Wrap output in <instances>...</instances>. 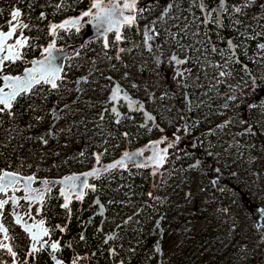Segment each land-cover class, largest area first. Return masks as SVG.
I'll use <instances>...</instances> for the list:
<instances>
[{"label":"rangeland","instance_id":"obj_1","mask_svg":"<svg viewBox=\"0 0 264 264\" xmlns=\"http://www.w3.org/2000/svg\"><path fill=\"white\" fill-rule=\"evenodd\" d=\"M182 1L155 2L145 8L138 15V29L126 36L134 37L136 44L125 42L118 56L112 49L104 53L97 41L66 63L57 89L39 84L21 95L20 107L28 102L25 113L30 110L22 120L23 131L15 126L11 139L0 119V169L17 171L26 164L27 172L34 168L61 173L91 165L93 151L105 150L104 157L111 159L126 141L134 147L135 139L124 135L117 142H106L107 135L117 134V125L126 131L142 122L140 113H132L116 124L109 109L102 111L111 105L107 95L117 83L158 116L162 129L190 131L201 125L203 133L196 144L172 153L160 173L134 168L103 176L101 188L106 189L111 211L106 228L121 221L122 232H131L134 238L128 242L121 232L115 241L122 259L130 264H264L260 150L248 131L237 136L238 143L227 146L228 127L232 134L245 131V118L244 103L225 106L232 97L227 93L230 86L250 98L253 77L264 81V49L258 43L250 53L249 44L241 42L254 72L236 74L226 67L229 55L217 31L222 14L231 19L238 37L263 36L264 42V0H216V18L206 19L209 29L200 27L203 20L197 7V3L207 7L208 2L186 0L181 10ZM145 26L154 29L148 44ZM182 59L187 63H177ZM188 63L197 69L189 73ZM221 69L228 73L226 80ZM254 124L264 136V110L256 109ZM149 135L148 129L145 137ZM117 191L123 198L113 197Z\"/></svg>","mask_w":264,"mask_h":264},{"label":"flooded vegetation","instance_id":"obj_2","mask_svg":"<svg viewBox=\"0 0 264 264\" xmlns=\"http://www.w3.org/2000/svg\"><path fill=\"white\" fill-rule=\"evenodd\" d=\"M138 2L139 4H144L142 8L145 9V7L147 6V1L138 0ZM168 2H171V0ZM201 5L202 3H197V7L199 6L198 8L201 14V18L203 20V16H205L204 24L205 26L207 25L209 29V24L206 23L208 14L205 13V9H207V7L201 8ZM89 6V0H0V32H7L9 30L12 13L16 10H19L21 12V16L18 18L19 22L29 25L27 29L23 30L22 35L23 37L27 38V44L24 48H21L19 57L23 61L39 59L42 57V49L48 45L54 35L56 38L57 46L74 44L82 39L84 29H80L78 32H76L73 28H69L67 31H57L56 28L55 31L57 32H54L55 34H50V29L55 23H58L63 19L74 18L80 15ZM209 16L211 19L213 18L212 13ZM136 22V25L123 28V32L121 35L122 40L120 41V43L114 40V33H111L107 36V48L105 47V43H103L101 39L90 42L79 51L76 57L70 60H66L64 68L67 62H71L72 60L77 58L79 55H81V53L85 52L87 48L95 45L97 41H99L102 45V50L104 53H107L110 49H112L115 50V54L116 56H118V54L120 53V49H123L122 44H125V42H131V44L134 45L136 44L134 37L129 40L126 39L128 33H134L138 29L139 20L137 19ZM17 37H21V30L19 28L17 29L15 35H13V38L7 43L11 44ZM232 37L233 34L230 37L231 41ZM231 41L229 42V46L232 47V50H230L232 54L234 53L233 51L235 45L233 41ZM179 61H182V63H187L185 59ZM29 65L30 63L24 64L18 59L13 61L8 60L4 61V63L2 64L1 72L7 75H16L20 74L24 70V68L28 67ZM196 67V65L188 63L186 70L190 73V71L197 69ZM230 68L234 72L233 68ZM63 71L62 79L64 78ZM246 72L250 75L249 71ZM115 85L120 89V94H128L123 91V89L117 83H114L110 87L107 95V100L109 103H111V105L109 106V108H103L102 111L105 112L107 109H109L112 115L115 116L114 121L116 122V124L118 120L126 118L132 113H140L142 122L138 123L137 125L141 127L145 133L146 130L149 129L150 134L148 137L144 136L140 144H136V140H134V147L130 148L129 142L126 141L124 147L118 149L119 153L117 154V156L111 159H106L104 157L105 150H102L101 152L93 151V163L91 165L84 164L82 167L72 168L61 173L50 174L48 173V171H46V169H41L39 171L34 169L30 170L29 172L11 170L24 176H33V195L42 196V201L40 202V208L39 204H34L31 210V215H33L36 210H40L41 218L46 220V225L49 228L50 232V237L47 243L50 244L53 242H58L56 256L58 259L64 261L65 264H130L126 261L115 260V257L118 256L120 252L115 246V241L118 240V236L122 232L124 223L121 221H117L113 225L106 228L108 216L111 211H109L110 205L107 203V198H105L106 189L101 188V183L104 182L103 176L119 170L108 172L95 180L90 179L88 181L89 187H86L81 191L79 189V185H76L71 191H69V188H67L65 185L64 187H61L60 184L56 185L50 190H47L49 187V183L51 182L50 180L60 179L63 176L71 173L84 172L94 165L96 159H99V165L101 163L110 162L116 159L121 154V151L126 147H128L129 150H133L136 147L141 146L151 140L157 139L159 137H165L163 143L160 146L163 147L167 141H172L176 143V149L169 150V156L166 159L165 164L161 167L160 171H157L158 173H160L164 170L165 165L171 157L172 153H178L186 145L185 144L182 148L179 147L174 133L181 132L187 134L191 132L189 130L170 132L166 129H162L158 124V116L154 113H150L140 101H138L134 97H131L129 94L128 96L130 99H134L137 101V103L134 104L132 110H128L127 103L124 99H119L117 103L114 104V102L110 100V94ZM229 94H231L232 97L234 96L232 90L229 92ZM242 96L245 97L244 95ZM248 98L245 97V99ZM138 103L142 104L144 110L146 111L145 114L141 111H138ZM113 108H115V111H113ZM118 130L125 137H131L128 133L122 131L121 127L119 128V126L117 125L116 131ZM134 168L136 167L128 166L127 170ZM148 170L152 175L154 174L151 169L148 168ZM60 190L64 191L66 194L68 193L67 196L71 198L67 208H61V205L65 204L66 200L63 195H60ZM43 191L46 192L42 195L41 192ZM81 192L83 193V198L77 199V196ZM17 197H21V192L17 190L13 191V193L11 191H7L4 194H0V200H4L6 198L9 199L7 200L8 202L4 205L3 208V221L7 225H11L12 223L8 213L9 207L13 200L16 201V204L19 207L20 211L26 208V204L22 200L17 199ZM115 210L118 211L117 207L115 208ZM22 240L25 242L26 246L25 254L21 256L18 252V248H15V251L17 252V260L21 261V264H41L40 259L42 257L46 259V264H52L49 260V257L43 252L27 254L29 241L25 235H22ZM108 261L109 263H107Z\"/></svg>","mask_w":264,"mask_h":264},{"label":"water","instance_id":"obj_3","mask_svg":"<svg viewBox=\"0 0 264 264\" xmlns=\"http://www.w3.org/2000/svg\"><path fill=\"white\" fill-rule=\"evenodd\" d=\"M89 2H90V6L85 11L92 12L93 13L92 16L83 17V13L85 12L84 11L83 13H81L80 15H78L74 18H66V19H63V20L59 21L58 23L54 24V25H60V24H63L65 21H79V23H77V24H68L64 28H57V31L58 30L67 31L69 28L70 29L73 28V29H75L76 32H78L80 29H84L82 39L80 41H78L77 43H74V44H70V45H66V46H62V45L57 46L56 45V38L54 35V37L50 40L48 45L45 47V48H48L50 45L53 46V50H52L53 63L60 70L61 77H62V71H63L64 64H65L66 60H70V59L76 57L78 55L79 51L85 45H87L90 42H93L95 40H99V39H101L103 43H106L107 36L111 33H114V40L116 41V39H115L116 29L113 28L111 31H105V29L107 28V24L103 23V26L99 27L98 24H100L101 22L97 21L95 19V16H96V14L100 13L101 9H107V8L111 7L112 5H116L118 7L122 6V4L125 2V0H89ZM93 2L99 3L100 8L92 9L91 4ZM143 5L144 4H139V2L137 3L138 8H142ZM113 19H118V17H113ZM136 24H137V22L134 25H136ZM124 27H131V26L121 24L119 27V32L121 35H122ZM57 31H55V33ZM11 39H9V40H11ZM16 39H14L11 44H8L7 42L9 40H7L5 42V48H7V46H9V45H14ZM118 43H120V42H118ZM45 48L42 49V57L39 59H31L29 61H23L20 57L18 58V60L24 64L30 63V65L28 67H25L24 70L20 74H16V75L3 74L1 72L2 71V64H0V82H1L0 88H2L5 92L9 91V87L6 84L4 77L24 78L25 74H26V69H32L34 65L39 67L38 62L43 61L45 58V55H47L46 53H44ZM16 51L20 53L21 48L16 49ZM5 55H8L7 51L0 53V56H5ZM6 61H8V60H6ZM57 83H58V81H57ZM40 84L47 85L50 89H52L50 84H46V83H40ZM37 85H39V84H37ZM37 85H34L33 88L36 87ZM114 88H117V86L115 85L113 87L112 91L114 90ZM31 90H30V92H31ZM28 94H21V95H28ZM111 94H112V92H111ZM111 94H110V96H111ZM21 95H19L16 98V100ZM120 95L122 97H127V100H125V99L124 100L127 103L128 110H132L134 104H136L137 101L134 99H130L128 94L124 93V94H120ZM118 100L119 99L113 101L114 104H116ZM15 101H13V104ZM137 107H138V111H141L144 114L146 113L142 104L138 103ZM12 108H13V105H12ZM12 108L10 110H5L4 112L12 114V112H11ZM164 139H165V137H159V138L151 140V141H149V142H147L141 146H138L133 150H129V148L126 147L125 149H123L121 151V154L116 159H114L110 162L101 163L100 165H99V159H96L94 165L90 169H88L84 172L71 173V174H68L66 176H63L60 179L50 180L51 182L49 183V187L47 190H50L51 188L55 187L58 184H60L61 187H64V185H65L67 188H69V185L71 184L74 186L79 185V189L81 191L84 189V187H82V184L83 183L88 184V181L90 179L95 180L98 177H100V176H102L108 172L114 171V170L126 171L128 166H133V167H136L139 169L149 168L152 170L153 173L160 171L161 167L165 164V161L169 156V150H175L176 149V143H174L172 141H167L166 144L163 147H161L160 145L163 143ZM145 153H147V154H145ZM118 162H122V165ZM114 164L117 166L112 167V165H114ZM94 169L100 170L97 175H95V176H93V175H87L86 176L85 175V174L91 173ZM6 172L15 174V176L17 178V182L13 186L8 187L6 192L11 191L13 193V191H16V190L20 191L21 197H17V199L22 200L26 204V208H24V210L20 211L19 207L16 204V201L13 200V201H15V203L13 201L11 202V205L9 207V213H8L10 216L11 222H12L11 225H7L3 221V209H0V225H3L4 229L6 230V232H0L1 240L4 241L3 244L8 245V247L11 249V251H8L4 247H0V248H3L7 253H9V255L12 258V264H18L17 255H16L17 252L15 251L14 248L19 245V238L22 234V235H25L29 241L28 248H27V254L43 252L44 254H46L49 257V260L52 264H65L64 261L57 258L56 251L53 252L51 250V248H50L51 243L50 244L47 243L48 239L50 237V232H49V228L46 225V220L41 218L40 210L39 209L36 210L34 212V214L31 215V210H32V207L34 206V204H39V208H40V202H41V201H37V200H31V202H30L29 199H27L25 196V185H26V183H30L31 189L34 190V188L32 187V182L34 181L33 176L32 175L24 176V175H21L19 173L14 172V171L8 170L6 168H1L0 175H3ZM29 177L32 178V180L30 182L28 180ZM70 177L74 178V179L69 181L67 178H70ZM73 183H75V184H73ZM45 192L46 191H43V192H41V194L43 195V194H45ZM1 193L4 194L5 192H0V194ZM61 193H62V190H60V195H62ZM65 195H68V193L67 194L65 193ZM65 195H63V196L65 197ZM4 200L7 201L9 199L6 198ZM63 205L64 204L61 205V208H64ZM17 219H20V221H21L19 224L16 222ZM41 220H43V222H44L43 228L48 231L49 235L41 237L39 242L33 241L30 238V233H28L25 229L28 227H31L33 229V232H35L37 230V226L39 225V222ZM56 243L58 244V242H56ZM3 244H1V245H3ZM41 244H44L43 248L41 247Z\"/></svg>","mask_w":264,"mask_h":264},{"label":"snow or ice","instance_id":"obj_4","mask_svg":"<svg viewBox=\"0 0 264 264\" xmlns=\"http://www.w3.org/2000/svg\"><path fill=\"white\" fill-rule=\"evenodd\" d=\"M138 0H125V2L122 4V6L118 7L116 5H112L111 7L107 9H101L100 13L96 14L95 19L99 22V27L103 26V23L107 24V28L105 31H111L113 28L116 29L115 33V39L117 42H120L122 40V36L119 32V27L121 24L132 26L136 23V20L138 19V14L142 13L146 9L144 8H138L137 7ZM170 7V6H169ZM92 9L100 8V4L97 2H93L91 4ZM237 12L240 11V8L235 9ZM93 13L90 11H85L83 13V17H89L92 16ZM163 15V14H162ZM21 16V12L19 10H16L12 13V18L10 21V27L7 32H0V53H3L7 51L8 55L0 56V64H3L6 60H15L19 58V52L16 51V49L24 48L27 44V38L23 37V30L27 29L29 27L26 23L19 22L18 18ZM113 17H118V19H113ZM79 21H65L63 24L60 25H53L50 29V34L54 33L56 28H64L68 24H77ZM21 30V37H18L15 41L14 45H9L7 48H5V42L13 37L15 33L17 32V29ZM154 32V29L149 26H145V33H144V42L145 44H148L149 40L152 38L149 33ZM158 35V33H155ZM105 47H108L107 42L105 43ZM262 49H264V45L260 46ZM52 50L53 46L50 45L48 48L44 49L45 58L43 61L38 62L39 67L36 65L33 66L32 69H26V74L24 78L20 77H4V80L6 81L7 86L9 87V91L5 92L2 88H0V113H3L5 110H10L13 105V101L16 100V98L21 94H28L30 90L33 88L34 85L40 84V83H46L50 84L52 89H57L59 87L57 81L61 80L62 77L60 75V70L54 65L53 63V57H52ZM151 47H149V51H151ZM120 51H123V49H120ZM175 59V58H173ZM177 63H182V61H177ZM228 73L221 71L220 76H226ZM117 99H125L127 100V97H122L120 95V89L114 88L112 91V94L110 96L111 101H115ZM229 99H235V97H229ZM226 106V105H225ZM113 111H115V108H113ZM42 142L46 143V140H43ZM122 165V162H118ZM117 165H112V167H116ZM99 169H94L91 173L85 174L87 175H97L99 173ZM69 181L73 180L74 178H67ZM29 182L32 180L31 177L28 178ZM17 182V178L15 174L13 173H4L3 175H0V192H6L7 188L10 186H13ZM75 187L74 185H69V191H71ZM82 187L86 188L89 187L87 183H83ZM62 195H65V193L62 191ZM152 194L150 193V196ZM25 196L29 201L31 200H37L42 201V196L40 195H33V190L30 187V183H26L25 185ZM83 193L81 192L77 199H82ZM70 197L65 195L66 203L63 205V207L67 208L68 203L70 202ZM8 201L6 200H0V209L4 208V205ZM15 203V201H13ZM18 224L21 222L20 219H17L16 221ZM43 220L39 222V225L37 226V230L33 232V229L31 227L26 228L25 230L30 233V238L33 241H40V238L43 236H48L49 233L46 229L43 228ZM63 230V229H61ZM0 232H6L3 225H0ZM0 247H4L8 251H11V249L8 247V245L3 244L0 245ZM41 247H44V244H41ZM50 248L53 252L57 251L58 244L56 242L51 243Z\"/></svg>","mask_w":264,"mask_h":264},{"label":"trees","instance_id":"obj_5","mask_svg":"<svg viewBox=\"0 0 264 264\" xmlns=\"http://www.w3.org/2000/svg\"><path fill=\"white\" fill-rule=\"evenodd\" d=\"M78 1V0H76ZM139 1H144V0H139ZM147 1V7H150L153 3L159 2V3H165L170 0H145ZM225 0H223L224 2ZM205 2H208L207 9H205V13L208 14V16L212 13L213 18H216L214 16V10L216 9L215 6L218 5L219 2H216V0H205ZM186 6V0H183L180 4L181 10ZM199 7V6H198ZM201 8H205V6L202 4L200 6ZM220 17V15H218ZM245 18H242V21H244ZM205 16H203V22L201 24V27H205L204 24ZM217 31H218V39L220 40V44L224 52H227L229 55L227 58V65L226 67H232L234 72L239 75H243L242 70L249 71L250 75L252 72H254V65L251 59H248L243 55L241 49H240V43L245 42L249 44L250 47V53L252 52V47L258 45L260 43L261 45H264V42H261L263 36L257 38V39H248V38H242L241 36L238 37L237 33L231 29V19L229 17H225L221 14V20L217 22ZM241 26V25H239ZM210 28V27H209ZM204 31V29H203ZM232 41L235 45L234 47V53L231 54L230 50H232V47L229 46V42L231 41L230 37L232 36ZM223 39V40H222ZM231 41V42H232ZM232 43V44H233ZM222 71V69L220 70ZM223 78L226 80L227 76H223ZM250 89H252V94L251 97L248 99H245L237 89L233 88V86H230L229 91L232 90L235 99H229L226 106L227 107H234L238 103L242 102L243 104V109L242 112L244 113V123H245V131L244 129H241L240 131L235 132L234 134L231 133V128L228 127V143L227 146H230L231 144L238 143L237 136L239 134H247L249 137L254 141L255 147L260 150V157H259V164L262 167V172L264 174V136L258 131L256 125L254 124V117H255V111L256 109H260L261 111L264 110V81H261L259 79H256L253 77V84L251 85ZM53 91H50V94H52ZM23 98H18L13 105L12 108V114L10 113H0V119L3 123V129L4 131L11 137V139H15L14 131L13 129L15 126L19 127L21 131L24 129V123L22 120L29 116V111L25 113V108L29 107V103L25 102L24 106L20 107V104L22 103ZM240 112V111H239ZM32 115V114H31ZM191 132L184 134V133H174L175 139L179 145V147H183L185 144H196L199 139L203 137V133L201 132V125L193 126L190 128ZM123 131V130H122ZM126 133H128L131 138L136 140V144H140L142 142V138L145 136V132L141 127L138 125L132 126L129 125L126 127ZM119 136H122V133L118 130L117 134L115 135H107L106 136V142L109 143L111 141L117 142L119 139ZM195 151H198L197 147L192 146ZM212 165L209 161L207 162ZM5 164L1 162V166H4ZM26 165V164H25ZM22 166L23 168L19 169L18 171L20 172H25L24 168L26 166ZM215 167H210L209 170H207L208 174L207 176L211 177L212 172L214 171ZM9 169V168H8ZM31 170H34L32 168ZM118 197V198H123L122 194L120 191L114 192L113 197ZM251 205H254V203H251ZM256 205V204H255ZM254 205V206H255ZM118 208V205L115 206V208ZM123 237L125 240H128L129 242L132 241L134 242V238L132 237L131 232L126 231L122 232ZM41 264H46V259L42 257L40 259Z\"/></svg>","mask_w":264,"mask_h":264},{"label":"built area","instance_id":"obj_6","mask_svg":"<svg viewBox=\"0 0 264 264\" xmlns=\"http://www.w3.org/2000/svg\"><path fill=\"white\" fill-rule=\"evenodd\" d=\"M34 209H35V207H34ZM3 243H4V241L1 240V234H0V245ZM17 248H18L19 254L21 256H23L25 254V251H26V246H25V242L22 240V235L19 238V245L17 246ZM121 248H123V247H121ZM123 249L127 250V248H123ZM115 260L116 261H119V260L124 261L120 254L115 257ZM0 264H12L11 256L3 248H0ZM18 264H21V261L18 260Z\"/></svg>","mask_w":264,"mask_h":264}]
</instances>
